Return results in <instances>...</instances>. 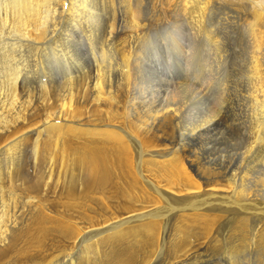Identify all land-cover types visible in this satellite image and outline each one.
Returning a JSON list of instances; mask_svg holds the SVG:
<instances>
[{
	"label": "bare ground",
	"instance_id": "1",
	"mask_svg": "<svg viewBox=\"0 0 264 264\" xmlns=\"http://www.w3.org/2000/svg\"><path fill=\"white\" fill-rule=\"evenodd\" d=\"M243 1L0 0V264H237L251 251L264 181L237 189V172L201 167L173 134L191 125L200 88L233 87L240 25L264 147V0ZM151 89L164 104L141 115ZM224 214L241 238L220 248Z\"/></svg>",
	"mask_w": 264,
	"mask_h": 264
},
{
	"label": "rangeland",
	"instance_id": "2",
	"mask_svg": "<svg viewBox=\"0 0 264 264\" xmlns=\"http://www.w3.org/2000/svg\"><path fill=\"white\" fill-rule=\"evenodd\" d=\"M224 2L232 3V4H242V3H244L243 0H224ZM247 7H248L247 9L250 8V10H251V6H249V4L247 5ZM233 30H232V34H231L232 38L230 37V40H229V49H230L229 55L231 57H230V60H229V62L227 63L226 66H228L230 69L232 68V70H231L232 71V78H233L232 81H234V83L236 82L237 84L236 83L235 84L232 83L233 87L235 86L234 89H233V87L231 85L232 88L229 87V88H227L228 90L225 89V93H224V91H221V94L219 93L220 89H218V85L217 84L214 86L215 88L213 87L211 90L208 89V91L207 90H203L202 88H200V90L202 91L201 95L199 97H197V99H195V100H193V98H191L192 99L191 100L192 103L190 105L191 117H189V118H191V125H187V127L183 128L182 130L178 129V128H175L174 129L175 132L173 134H174V137H175L176 140H179L181 138L184 140L182 143L179 142L183 148H186L187 150H191L192 152H194L195 156L198 155L196 157V161L199 162L201 167H204V168H210L211 167V168H215V169L219 168L218 171L221 172V173L223 172L222 174H229L231 172L234 173V171H235V172H237V173H235L237 177H235V182L233 181V183H232L233 186H235L238 189L243 184L244 185L247 184V185H245L246 188L250 189L251 187H253L252 189L255 190V189H258V188L254 187L255 184L260 186L259 182L261 180L264 181V164H263L264 147H263V143H261V142L259 143V141H258V136L256 134L258 129L254 126L255 122H254V118H253V116H255V114H254L255 113V109H254L253 103L251 101V95H249L250 94V90H251V88H250L251 87V79H248V77L250 78V76H248L249 74L247 75V73H248L247 68L250 65V59L248 57L249 56L248 54H250L249 53L250 52V47L248 45V36L245 34L246 30H244L242 28V26H240V25L238 27H236L235 29L233 28ZM234 36L238 40H236V38ZM244 42L245 43L247 42V43L245 44ZM230 43L231 44L233 43V44L230 45ZM245 45H246V47H245ZM247 47L249 48V50H248ZM232 50H235L236 52H234ZM171 58L174 60L173 56L170 57V59ZM244 62H246V63H244ZM235 65H237V66H235ZM230 66H232V67H230ZM243 67H245V68H243ZM237 69H238V71H237ZM242 69L243 70L246 69L244 71L245 73L243 72L246 75H244V74H242L243 76L241 75ZM236 77H237V80H239L240 77H242V79L239 80L240 85H239L238 81L236 80ZM247 80L249 82H247ZM246 82L249 84L248 87H246L247 86ZM215 89L217 91H215ZM151 90L152 91L149 92L150 95L148 94L149 95L148 99L144 103L142 101H140V103L137 105L139 109H137L136 111H138V112L140 111L141 115H143V114L147 115L148 112H150L153 109V106H154V108L155 107L159 108V106L164 104V97H165L166 91L164 89H151ZM247 90H249L248 91L249 93L247 92ZM161 92H163V93H161ZM215 92H217L220 96L217 93H215ZM153 93L154 94L156 93V94L154 95ZM229 93L231 94V96L232 95L233 96L231 97ZM227 95H228V97L224 98ZM200 98H202V99H200ZM221 100H222V102H221ZM225 100H226V103L223 102ZM236 100H238V101H236ZM231 101H232L233 104L231 103ZM249 101H250V103H249ZM201 105H204V107L201 106ZM246 105H248V106H246ZM193 107H194V109H193ZM245 107L248 108V110H246ZM249 107L250 108L252 107V108L249 109ZM145 109L147 110V112L145 111ZM252 109H254V112H253ZM244 110H245V112H244ZM248 111H250V112H248ZM142 112H144V113H142ZM252 112H253V114H252ZM136 113L137 112H135V114ZM220 116H221V119H220ZM195 117H196V119H195ZM217 121H220L218 123L220 125H222V126H220L217 123ZM195 124H197V125H195ZM207 124H208V126H207ZM192 126L193 127L204 126L206 128L202 133L199 134V136H200V138L202 140L199 138L198 135H192L190 133V128H192ZM210 126H211V128H210ZM255 128L257 129L256 132L254 131ZM231 129H232V131H231ZM227 130H229V131H227ZM205 132H206V134H205ZM186 133L187 134L190 133V135L189 134L186 135ZM207 136H210V137H207ZM241 136H243V137H241ZM192 138H196V139H192ZM203 139H205V140H203ZM195 142H197L198 144L195 143ZM201 144H203V145H201ZM249 144L252 145V146H250ZM256 144H257L258 147L256 146ZM179 148H180V146H179ZM215 149H216V151H215ZM246 149H247V152H245ZM252 150H254V151H252ZM261 150H262L263 153L261 152ZM215 153H216V155H215ZM221 153L223 155L225 154L224 155L225 157H223ZM231 153H232V155H231ZM229 154H230V156H229ZM203 156H204L205 160L203 159ZM231 159H235V160H231ZM259 163H261V164H259ZM210 164H211V166H209ZM221 165H222V167H221ZM223 165H227V166H223ZM220 167H221V169H223V171H221ZM243 170H244V172H243ZM32 172H33V169L31 168L30 169V173H32ZM246 173H248V174H246ZM242 178H244V182H247V180L249 182L244 183ZM237 179L238 180L240 179L239 182H238ZM259 179H261V180H259ZM240 182H242V185H241ZM238 183H239V185H238ZM169 220L172 221V222L170 223ZM173 220L174 219L172 217H168V219L164 223L165 227L163 226V231L166 232V235L170 234L172 228H174L175 224L178 223V222H175ZM263 225H264V220H262V218L260 219V218H257V217H252V218H250L248 220V226H249L248 229H249V232H251V233H250L249 236L247 235V237L250 238V239H254V241H252L253 243H252V245H250L251 246V248H250L251 251L245 252V255L243 254L242 256H239L237 264H261V263L264 264V261L262 259L263 257L261 255L262 252H260L258 250V247H257L258 246V240H259V238H257V237L260 236V232H262V230H263V227H262ZM251 235H255L256 237H253ZM231 237L232 238H241L240 231H239V223H238V220H237V215L236 214H224V215H221V218H219V221L217 223V236H215V238H217V241H214V242H220V248H222V247L225 246V242L224 241L230 239ZM230 240L232 241V239H230ZM212 244L216 245L215 243H211V245ZM252 250H254V251H252ZM208 252L211 253V251H209V250H208ZM252 255H253V257H252ZM258 258H259V261H258ZM260 259H261V263H260ZM251 260H252V262H251ZM219 262H220L219 264L228 263V261H226L224 259L222 260L221 257H220Z\"/></svg>",
	"mask_w": 264,
	"mask_h": 264
}]
</instances>
